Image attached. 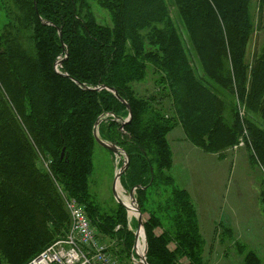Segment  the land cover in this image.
I'll return each instance as SVG.
<instances>
[{"label": "trees", "instance_id": "1", "mask_svg": "<svg viewBox=\"0 0 264 264\" xmlns=\"http://www.w3.org/2000/svg\"><path fill=\"white\" fill-rule=\"evenodd\" d=\"M248 2L0 0V264H25L64 237L63 197L83 206L102 243L117 238L130 255L125 207L107 211L90 191L96 121L98 138L128 159L119 183L147 213L146 262L202 264L196 208L170 174L166 134L179 124L188 141L213 152L236 144L244 125L251 158L264 167V130L253 119L264 123V41L246 63ZM148 68L168 87L169 115L131 87ZM113 91L130 107L125 122ZM260 199L264 206V179ZM106 246L118 262L121 253ZM242 264L259 259L247 252Z\"/></svg>", "mask_w": 264, "mask_h": 264}, {"label": "rangeland", "instance_id": "2", "mask_svg": "<svg viewBox=\"0 0 264 264\" xmlns=\"http://www.w3.org/2000/svg\"><path fill=\"white\" fill-rule=\"evenodd\" d=\"M248 10L252 30L245 47L246 63H250L258 54L264 41V0H249ZM170 15L179 27L181 35L186 38L179 17L172 7ZM23 37L25 38V35ZM159 77V73L148 68L145 77L132 83L131 87L138 96H153L155 99H150L152 106L169 115L171 100L167 96L168 87L164 82H159ZM230 99L233 100L228 94L226 102L229 105ZM224 116L229 123L232 122L229 111H225ZM244 116L253 118L248 113H244ZM253 119L264 130V123L258 117L254 116ZM244 135L246 127L243 125L236 144L212 152L188 141L179 124H175L166 134L172 151L170 174L178 186L188 191L196 208L199 231L203 239L202 264H242L247 252L254 253L259 259V264H264V206L260 199L264 167L257 159L251 158V151L242 137ZM123 161L122 151L121 156H116L98 143L94 146L89 186L95 200L107 211L114 210L118 203L113 194V182L115 171L123 165ZM117 184L118 197L130 199L119 180ZM132 202L137 205L136 199ZM125 209L128 227L132 228L134 233L138 228L137 222H133L136 221L135 215H129L128 209ZM141 218L143 222L147 213L141 215ZM142 229L144 231L143 223ZM160 231V228H156V233ZM145 239L146 236V243ZM104 240H109L104 244L110 245L109 248L118 252L117 255L121 253L118 264H133L132 258L136 259L139 255L134 243L130 255L126 256L117 246V238L112 240L106 237ZM169 247L173 249L174 243L171 242Z\"/></svg>", "mask_w": 264, "mask_h": 264}, {"label": "built area", "instance_id": "3", "mask_svg": "<svg viewBox=\"0 0 264 264\" xmlns=\"http://www.w3.org/2000/svg\"><path fill=\"white\" fill-rule=\"evenodd\" d=\"M63 199L70 220L68 232L25 264H118L107 246L99 240L83 206L73 198ZM139 255L132 258L133 264H140Z\"/></svg>", "mask_w": 264, "mask_h": 264}, {"label": "water", "instance_id": "4", "mask_svg": "<svg viewBox=\"0 0 264 264\" xmlns=\"http://www.w3.org/2000/svg\"><path fill=\"white\" fill-rule=\"evenodd\" d=\"M60 62H61V60L56 61L55 65H54L55 69H57V66L60 64ZM113 93H114V95H115L119 100L122 101V99H120V97L117 95V93H116L115 91H113ZM122 102L125 103L124 101H122ZM125 105H126V108H127V110H128V117H127L125 120H123V122L127 121V120L130 118V116H131V111H130V107H129V105H128L127 103H125ZM97 124H98V122L96 121V123L94 124V130H93V134H94V137H95V139H96V142H97L99 145H101L102 147H104V148L110 150V151H111L112 153H114L116 156L121 155V151H122V150H121L118 146H116V145L113 144V143H108V142L102 141V140H100V139L98 138V134H97ZM122 153H123V152H122ZM124 157H125V158H124V161H123V165H122L121 167H119V169L116 171V173H115V175H114L113 194H114V196H115L117 202H118L119 204L123 205L125 208H127L126 205L124 204L123 200L120 199V198L118 197L117 192H116V184H117V182H118V180H119V176H120L122 170H123L124 168H126V166H127V162H128V159H127V157L125 156V154H124ZM133 190H134V189H132L131 191L128 192V195H129L130 201H134V200H135V198H134V191H133ZM133 205H134V204H133ZM134 206H135V211H136V213H137V214L135 215V219H136L137 224H138V228H137L136 231L134 232V245H135L136 242H137V240H138V230H139V228H142V218H141V213H140L139 207H138L137 205H134ZM142 230H143V229H142ZM143 233H144V231H143ZM144 238H145V234H144ZM145 240H146V239H145ZM144 244H145V245H144V251L139 255L140 264H148V263H146V261H145V254H146V250H147V245H146L145 242H144Z\"/></svg>", "mask_w": 264, "mask_h": 264}, {"label": "bare ground", "instance_id": "5", "mask_svg": "<svg viewBox=\"0 0 264 264\" xmlns=\"http://www.w3.org/2000/svg\"><path fill=\"white\" fill-rule=\"evenodd\" d=\"M122 200H123L124 204L126 205V207L128 209L129 215H136L137 213L135 211V206L133 205V202L130 201V199H127L126 197L124 199H122ZM143 246H144V233H143L142 228H139V230H138V240L136 242V249H137L139 254L142 253Z\"/></svg>", "mask_w": 264, "mask_h": 264}]
</instances>
